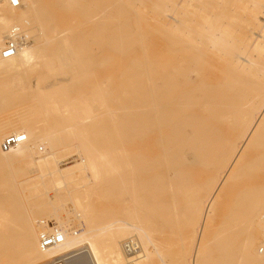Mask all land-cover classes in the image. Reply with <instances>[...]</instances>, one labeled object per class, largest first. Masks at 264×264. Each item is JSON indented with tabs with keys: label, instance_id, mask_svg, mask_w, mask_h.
<instances>
[{
	"label": "bare ground",
	"instance_id": "obj_1",
	"mask_svg": "<svg viewBox=\"0 0 264 264\" xmlns=\"http://www.w3.org/2000/svg\"><path fill=\"white\" fill-rule=\"evenodd\" d=\"M9 42L0 264H264V0H0Z\"/></svg>",
	"mask_w": 264,
	"mask_h": 264
},
{
	"label": "built area",
	"instance_id": "obj_2",
	"mask_svg": "<svg viewBox=\"0 0 264 264\" xmlns=\"http://www.w3.org/2000/svg\"><path fill=\"white\" fill-rule=\"evenodd\" d=\"M13 5H18L19 0H11ZM17 51L16 45L9 42L3 49L0 50V57H9L14 55ZM27 140V134L24 132L12 133L7 135L3 140L5 148H9L16 144L22 143ZM64 233L58 226L53 225L49 229L42 230L39 233V247L42 251L48 250L61 244L64 241ZM125 250L130 254H136L140 250V246L137 241L133 239H127L124 243ZM45 264H66L63 256H58Z\"/></svg>",
	"mask_w": 264,
	"mask_h": 264
},
{
	"label": "rangeland",
	"instance_id": "obj_3",
	"mask_svg": "<svg viewBox=\"0 0 264 264\" xmlns=\"http://www.w3.org/2000/svg\"><path fill=\"white\" fill-rule=\"evenodd\" d=\"M76 158V157H75ZM75 158H71V159H69V160H67V161H65L64 163H67V162H71L70 164H68L67 166H71V165H74L75 164V162H72ZM52 162H54V160L53 161H51L50 162V164H46L48 167L52 164ZM47 166L45 167V169L47 168ZM67 166H64V167H67ZM32 169V171H34L35 170V168L34 167H31ZM82 170V168L80 169V171ZM77 172L76 170H74L72 173H71V175L68 177V178H72V182H75V181H79V182H81L82 180H80V179H82V172ZM134 204V202L133 201H128L126 204H127V207L126 208H128V207H130L128 204ZM169 242L173 245V246H176L177 245V239L175 238V237H170L169 238ZM179 245H181V246H185V245H188V242H185L184 240L182 241V240H180L179 241ZM156 251H157V248L155 249ZM83 264H86L85 262L83 263Z\"/></svg>",
	"mask_w": 264,
	"mask_h": 264
}]
</instances>
